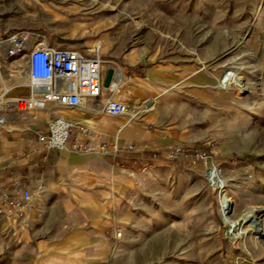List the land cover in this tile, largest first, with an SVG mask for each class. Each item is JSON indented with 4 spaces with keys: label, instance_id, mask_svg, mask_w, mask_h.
<instances>
[{
    "label": "rangeland",
    "instance_id": "374dc122",
    "mask_svg": "<svg viewBox=\"0 0 264 264\" xmlns=\"http://www.w3.org/2000/svg\"><path fill=\"white\" fill-rule=\"evenodd\" d=\"M36 3L0 0V34L28 31L54 47L99 48L103 78L122 71L134 108H143L130 125L141 124L149 141L129 156L133 163L141 152L148 156L133 168H107L99 177L46 174L44 200L57 207L52 221L64 216V235L75 231L94 258L87 262L80 253L62 263L264 264V0ZM23 57L1 56L6 78L14 73V82L25 81L16 72ZM132 58L138 64L128 66ZM151 69L155 90L136 94L148 88ZM227 75L243 89L221 86ZM163 89L169 94L150 99ZM105 118L109 126L124 122ZM252 208L262 214L260 235L238 222ZM32 234L29 224L15 235L0 231V264H38Z\"/></svg>",
    "mask_w": 264,
    "mask_h": 264
},
{
    "label": "built area",
    "instance_id": "2783aa9c",
    "mask_svg": "<svg viewBox=\"0 0 264 264\" xmlns=\"http://www.w3.org/2000/svg\"><path fill=\"white\" fill-rule=\"evenodd\" d=\"M0 56L15 58L24 56V64L17 65L16 72L25 75V81L14 82L15 75L5 80L0 76V130L7 123L24 118L30 112L44 110L53 105L65 110H83L91 105V118L75 120L62 114L55 115L47 123L45 133H36L37 147L33 151H70L84 154L97 151L113 159L138 152L142 147L122 145L117 138L108 140L100 122L95 118L102 114L110 118H123L133 122L143 113V108H134L131 90L128 86L110 85L111 96L98 102L103 87V61L99 48L82 51L74 48L50 46L38 39L32 32L0 34ZM25 88L24 96H11L14 89ZM148 132V131H147ZM24 158L29 153L23 154ZM205 167L203 154L196 155ZM211 181L217 176L214 169L208 168ZM23 178L11 181L8 185L0 182V231L18 234L28 225V215L34 194ZM44 185L36 188L43 192Z\"/></svg>",
    "mask_w": 264,
    "mask_h": 264
},
{
    "label": "crops",
    "instance_id": "0c3cea01",
    "mask_svg": "<svg viewBox=\"0 0 264 264\" xmlns=\"http://www.w3.org/2000/svg\"><path fill=\"white\" fill-rule=\"evenodd\" d=\"M30 1L33 4H37L36 0ZM41 40L46 43V39L43 37ZM136 64L138 62L134 58L127 62L128 66ZM154 73L157 74L154 69L149 70L145 80L149 84L148 88H143L142 90L139 87L135 88L134 92L136 94L145 93V91L152 93L155 90L156 85L153 83L155 77H152ZM132 78L130 77V79ZM124 80L122 75L120 86L124 83ZM169 90L163 89L150 99L156 98L157 100L162 98L166 94H169ZM12 91L10 93L11 96H24L28 93L27 90L25 91V88H19L13 93ZM108 95L110 96L111 94ZM91 108L92 106L88 105L83 111H89ZM64 112H68V115ZM58 114L75 120H83L84 116L92 117L91 113L85 114L83 112L68 111L49 105L44 110L30 112L24 118L8 122L7 128L0 130V182L8 185L15 179L23 178V181L27 183L29 189L35 196L29 211L28 224L31 226L33 232L31 239L35 245L33 259L39 262L38 264H65V261H74L75 257L80 253H83L84 259L90 262L94 258L90 252L80 248L84 242L83 240L80 241V238L77 239L74 237L75 231L68 236L64 235L67 227L66 218L59 216V221H52L54 218L51 214L55 215L57 212L55 209L57 207L50 205L48 197L47 200H44L50 180L46 174L61 171H90L95 177H99L102 176V171L107 168H133V164L138 166V164H141V161L148 159V156H146V152H141L140 157L137 158L138 162L133 163L130 160L132 159L129 157L130 155L116 160L108 155L99 154L97 151L85 154H76L70 151L30 152L37 147L36 133H45L48 121ZM105 117L99 114L95 118L100 122L102 130L108 140L117 138L122 145L135 144L140 147L149 142L144 135L145 132L141 124L130 125L131 123H129L124 125L123 123L114 122L109 126ZM24 153H29V156L24 158ZM130 176H133V173H130ZM40 184L44 185V189L43 192L37 193L36 188ZM62 212L64 213V211ZM62 212L59 211V213ZM55 219H57L56 216ZM86 239L89 240V238ZM88 240L86 241L89 244ZM62 261L64 262L62 263Z\"/></svg>",
    "mask_w": 264,
    "mask_h": 264
},
{
    "label": "bare ground",
    "instance_id": "6f19581e",
    "mask_svg": "<svg viewBox=\"0 0 264 264\" xmlns=\"http://www.w3.org/2000/svg\"><path fill=\"white\" fill-rule=\"evenodd\" d=\"M36 37H39L38 35H35ZM42 41V40H41ZM44 42V41H43ZM0 60H1V56H0ZM4 71L2 70V65H1V61H0V76L2 77L3 80H5L6 76L3 73ZM18 74V72H17ZM16 76V75H15ZM22 77V76H21ZM15 80V79H14ZM122 82V75H121V71H114L113 72V76L112 79L110 81V84L107 87H104L102 89L100 98L98 100V102H103L105 99L109 98L110 96H106L107 94H111V90L112 88L110 87V85H117L120 86ZM220 85H225V86H233L234 88H236L237 90H241L243 89V85L242 83L239 81L238 78H229V75H227L226 77H221L220 79ZM106 96V97H104ZM148 102V103H147ZM144 104V110L149 111L151 109H153V104L152 101H147ZM150 107V108H149ZM131 122H129V120H124L123 124H129ZM89 153V152H88ZM85 154V153H84ZM226 187L225 185H223V187H221V201L224 204V211L227 213H230L231 210V200L225 195V190H223V188ZM261 218H262V214H260V210L257 208H252V209H247L246 212H244L240 218L238 219L239 223H248L250 226V230H252L255 234H261L262 233V229L260 227L261 224ZM243 232V231H242ZM242 235H244V233H242Z\"/></svg>",
    "mask_w": 264,
    "mask_h": 264
},
{
    "label": "water",
    "instance_id": "95a60500",
    "mask_svg": "<svg viewBox=\"0 0 264 264\" xmlns=\"http://www.w3.org/2000/svg\"><path fill=\"white\" fill-rule=\"evenodd\" d=\"M112 76H113V70H108L106 73V76L104 77V80H103V86L104 87H107L110 84Z\"/></svg>",
    "mask_w": 264,
    "mask_h": 264
}]
</instances>
